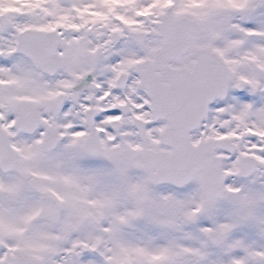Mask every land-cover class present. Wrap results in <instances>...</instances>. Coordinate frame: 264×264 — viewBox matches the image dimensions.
I'll use <instances>...</instances> for the list:
<instances>
[{"label":"snow or ice","instance_id":"6c2138e0","mask_svg":"<svg viewBox=\"0 0 264 264\" xmlns=\"http://www.w3.org/2000/svg\"><path fill=\"white\" fill-rule=\"evenodd\" d=\"M0 264H264V0H0Z\"/></svg>","mask_w":264,"mask_h":264}]
</instances>
